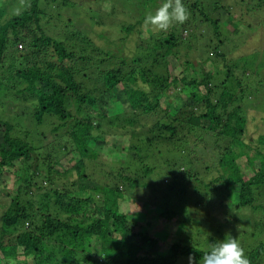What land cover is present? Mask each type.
<instances>
[{
  "label": "trees",
  "instance_id": "obj_1",
  "mask_svg": "<svg viewBox=\"0 0 264 264\" xmlns=\"http://www.w3.org/2000/svg\"><path fill=\"white\" fill-rule=\"evenodd\" d=\"M110 1L97 0L91 22L127 20L122 32L139 35L129 59L98 48L86 28L63 40L43 31L48 14L73 0H26L9 19L0 0V179L17 184L12 194L0 188L10 197L0 208V264H180L190 255L200 264L209 250L161 228L190 219L177 204L216 201L231 221L235 207L264 210V132L249 115L264 88L256 55L239 58L219 39L224 18L210 14V0H183L188 20L166 32L144 23L164 0ZM198 46L204 55L192 56ZM212 146L218 177L186 168ZM146 187L150 201L134 195ZM244 252L261 264L264 246Z\"/></svg>",
  "mask_w": 264,
  "mask_h": 264
},
{
  "label": "rangeland",
  "instance_id": "obj_2",
  "mask_svg": "<svg viewBox=\"0 0 264 264\" xmlns=\"http://www.w3.org/2000/svg\"><path fill=\"white\" fill-rule=\"evenodd\" d=\"M3 1L6 8V19L12 18L20 11L22 12V10L27 7L25 2L26 0ZM73 1L75 2L76 7H66L63 10L59 9L54 11L55 13L53 15L48 14L47 18L43 20V23H41L42 28H44L43 31L45 33H48V35L53 36L54 38H62L61 40H63V38L65 39V36H74V33L76 31L79 32L81 31V29L86 28L83 31L85 35L92 41H94L95 45L98 48L104 50L105 52L111 53L114 57H127L129 59L138 52L137 44L139 43V35L137 34V32H122V26L128 25L127 20L123 21V18H120L119 15H116L115 18L109 16L108 19H106V16H104L102 20L97 18L96 20L99 23L93 25V23L91 22L93 17H91L90 12L92 9L94 10L96 8L97 0ZM102 1L111 4L110 0ZM210 1L212 4L210 14L216 18H224L221 21L222 26H220L219 28L222 31L221 37L219 39L221 41H225V46L230 45V47L234 50L232 53H234V55L237 54L239 58L243 56L254 59V55H256V57L258 58V65L256 66V69L260 70L259 67H261V70H263L262 75L264 76V18H262L263 16L261 17V19L259 18L262 14H264V12L262 11L263 9H258V0ZM261 2L263 3L264 0H260V3ZM116 6L118 7V3H116ZM217 8H220V10L216 12L215 16L213 12ZM75 9H78L81 13L78 11H73ZM223 11L226 13L224 17ZM58 12L62 14L61 17H58ZM127 12L132 15V18L136 19L137 17H139L137 13H133L129 10V8L127 9ZM47 22L49 23L48 25ZM132 22L134 21L132 20ZM121 23L123 24L121 25ZM132 24L135 25V23ZM138 29L139 27H137L136 30ZM204 53L205 51L203 49H199L198 46L194 47V53L192 56L199 57V55H204ZM185 58L186 57H184V59ZM97 59L102 62V65L105 63L102 55H99ZM201 59H203V57H201ZM106 63H108V61H106ZM172 63V72H174V70L179 65L178 62H176L175 60H173ZM199 66L201 67L202 63L199 64ZM91 68L93 69L94 65H91ZM95 68L99 71L98 66H96ZM186 76L188 77V75ZM216 76L220 80L221 74H216ZM93 78L95 77L93 76ZM222 78L224 80L225 76L223 75ZM251 99L253 100V103L259 105H256L254 109H249V115L255 118L257 116L259 118L257 120H259L260 123L256 122L255 120L253 124H260L261 130L262 132H264V126L261 123L262 119H264V88L262 90H258V92L256 91L255 96H252ZM121 101H119V104L122 103ZM178 103L179 106H182L181 101L176 102L175 105H177ZM23 105H27L29 106V108L32 109L30 102H24ZM110 114L113 115L114 112H111ZM153 120L154 118H149L145 121L149 124H153ZM204 139L208 141L207 136H204ZM191 140H194V137ZM214 148L215 147L212 146V149L208 150L210 155L209 158H204L203 155L199 156V158H194V164H189L188 161V164H186V168H189V170L195 169V172L197 173L196 168L200 167L201 175H206L208 178L209 176L210 178L218 177V173H216V171L213 169L214 167L209 166L210 164H212L211 161L213 160L212 162H214L215 160L212 157V154H215ZM115 150L118 153L122 151V145L117 144ZM203 153H205V151ZM209 159L211 161H209ZM74 163L75 161H69L66 162V165L64 166H66V168L68 169ZM11 178L13 179L12 176H9V179ZM158 184L160 185L162 184V182L159 181ZM3 186H7L6 190H4L6 194H12L16 191L17 188L16 180L13 179V182L9 180L7 183H3V179H0V188H3ZM150 191L151 190L149 187L143 189H136L134 195L136 197H139L143 201H150L151 199H154V195H152ZM159 195L160 193H158V196ZM9 202L10 197L5 196V194L3 193H0V208L1 206L4 207L2 204L8 205ZM126 204L129 207H127L126 209L129 210L130 204ZM177 205L181 209V212L187 214L190 219H188V217L186 216L179 218V216V219L177 218L176 222H174L173 219L169 218V223L167 225L162 224L161 228L165 227L166 231L168 232L166 234H170L172 238H174L177 242L181 243L183 246H192L198 249L202 248V250H210L212 244L218 241H223L227 236H229V238H237L240 245L242 246L243 244L244 249L256 248L260 245L264 246V210H259L257 211V214H252L249 208H241L238 210L237 207H235L234 218L236 217V219H234V221H231L226 220L227 216L225 215V211L223 210V208V214H221L222 212L220 214L218 213L219 209H216L215 206L219 204H217L216 201L200 202V200L195 197L193 202L189 204V208L191 209L189 211H187V207L180 204ZM2 210L3 209H1V212ZM229 216L233 217L232 214ZM237 217H240V219H237ZM237 221L238 223L236 224ZM162 251L163 254H167L168 256L174 255L176 249L174 248L172 251H170V249L165 248L162 249ZM30 260V263L34 264L31 258ZM183 260L180 264H189V259L186 261ZM260 263L264 264V252L263 256L261 257Z\"/></svg>",
  "mask_w": 264,
  "mask_h": 264
},
{
  "label": "clouds",
  "instance_id": "obj_3",
  "mask_svg": "<svg viewBox=\"0 0 264 264\" xmlns=\"http://www.w3.org/2000/svg\"><path fill=\"white\" fill-rule=\"evenodd\" d=\"M189 15L183 0H164L154 14L146 16L144 23L153 26L154 30L167 31L174 23H185ZM189 264H195L191 255ZM200 264H250V261L237 238L227 236L223 241L211 245L210 250L203 254Z\"/></svg>",
  "mask_w": 264,
  "mask_h": 264
}]
</instances>
